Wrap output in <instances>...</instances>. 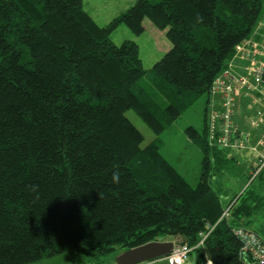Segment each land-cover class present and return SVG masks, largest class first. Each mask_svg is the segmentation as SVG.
<instances>
[{"label":"trees","instance_id":"16d2710c","mask_svg":"<svg viewBox=\"0 0 264 264\" xmlns=\"http://www.w3.org/2000/svg\"><path fill=\"white\" fill-rule=\"evenodd\" d=\"M145 19L172 45L151 70L135 42L111 39L121 25L141 36ZM263 21L264 0H136L105 26L84 0H0V264H115L171 237L195 247L210 227L192 253L248 264L232 231L264 216V171L225 206L211 182L234 159L210 140L209 106L202 132L186 131L203 153L195 187L158 141L142 147L126 113L169 129L209 96L237 45L264 43Z\"/></svg>","mask_w":264,"mask_h":264},{"label":"rangeland","instance_id":"374dc122","mask_svg":"<svg viewBox=\"0 0 264 264\" xmlns=\"http://www.w3.org/2000/svg\"><path fill=\"white\" fill-rule=\"evenodd\" d=\"M132 0H84L85 9L100 26L107 25L113 18L126 11ZM136 2V1H135ZM127 6V7H126ZM145 31L141 36H135L129 28L121 25L111 36L112 41L120 46L130 40L139 46L143 67L151 70L171 49V42L166 32L158 29L149 19L144 20ZM264 30V21L261 22ZM209 96L201 97L190 109L183 112L181 117L169 129L160 135L155 134L151 128L133 110L126 113L127 118L142 134V147L158 141L162 156L195 187L201 176L203 153L201 148L194 144L187 135V129L192 127L202 132L204 126V112L208 106ZM233 151V150H232ZM235 156L237 162L232 160L229 169L224 175L215 177L211 182L215 190L226 201L243 194L245 188L254 181L256 187L259 178H253L251 165L253 162L250 152H229V157ZM228 157V156H227ZM228 157V158H229ZM243 188V189H242ZM242 189V190H241ZM38 264H83L77 257L62 255Z\"/></svg>","mask_w":264,"mask_h":264},{"label":"built area","instance_id":"2783aa9c","mask_svg":"<svg viewBox=\"0 0 264 264\" xmlns=\"http://www.w3.org/2000/svg\"><path fill=\"white\" fill-rule=\"evenodd\" d=\"M263 75L264 43L251 37L236 46L233 61L214 80L209 92L208 125L211 142L226 151L250 150L257 154L251 173L253 178L264 171V134L256 141L252 135L239 128L236 123L237 98L243 94L256 98L264 106ZM251 126L257 128L259 123L253 120ZM212 230L210 227L207 233L202 234L195 247L176 241L166 261L169 264H186L192 252L204 245ZM232 233L241 243L242 256L250 257L248 264H264V240L260 235L245 228H236Z\"/></svg>","mask_w":264,"mask_h":264},{"label":"crops","instance_id":"0c3cea01","mask_svg":"<svg viewBox=\"0 0 264 264\" xmlns=\"http://www.w3.org/2000/svg\"><path fill=\"white\" fill-rule=\"evenodd\" d=\"M132 1H133V4H134L136 0H132ZM253 120L257 121L259 123V127L254 128V127L251 126V122ZM260 120H262L263 122L262 121H261L262 123L259 122ZM236 122L238 123L239 128L243 132L252 135L253 139L257 141L262 136V134H264V106L256 98L246 97L245 95L240 94L239 97L237 98ZM236 151H238V152H246V153L250 152L251 153L252 159H253L251 168L253 169V166H254V164L256 162V159H257V154H255L254 152H252L250 150H233V151L229 150L228 152H233L234 153ZM230 158L234 159V162H237V159H236L235 156L230 157ZM251 173H252V171H251ZM246 189L247 188H245V190ZM222 201H223V203L226 206L229 203V201H231V200H228V201L226 200L225 201L222 198ZM229 211H230V208L226 209L225 213L223 214L222 217L228 218L229 217ZM262 213H263V210L261 211V213L256 215V217L254 218V220L256 222L255 221L253 222V226H251V228L249 230L252 231V230L256 229V230H258V232H260L259 229H262V227L264 228V222H263L264 221V216H261ZM236 228H244V227H234V229H236ZM257 228H259V229H257ZM245 229H248V228H245ZM262 237H263V240H264V233H263ZM178 240L182 241L181 238H172V237L170 239H168L167 241L175 243ZM167 241H165V242H167ZM209 262H211V264H213L212 261L209 258L205 257V258H203L201 260L199 254L192 253L190 255V257H189L188 262L186 264H208ZM146 264H169V263L166 261L165 258H163V259H159V260H156V261H153V262H149V263H146Z\"/></svg>","mask_w":264,"mask_h":264},{"label":"water","instance_id":"95a60500","mask_svg":"<svg viewBox=\"0 0 264 264\" xmlns=\"http://www.w3.org/2000/svg\"><path fill=\"white\" fill-rule=\"evenodd\" d=\"M174 249V243L152 242L141 247L120 253L116 264H146L169 256Z\"/></svg>","mask_w":264,"mask_h":264}]
</instances>
